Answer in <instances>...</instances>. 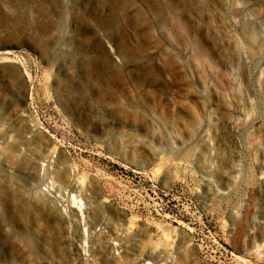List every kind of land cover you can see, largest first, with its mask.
I'll return each mask as SVG.
<instances>
[{"label": "rangeland", "instance_id": "374dc122", "mask_svg": "<svg viewBox=\"0 0 264 264\" xmlns=\"http://www.w3.org/2000/svg\"><path fill=\"white\" fill-rule=\"evenodd\" d=\"M0 264H264V0H0Z\"/></svg>", "mask_w": 264, "mask_h": 264}]
</instances>
